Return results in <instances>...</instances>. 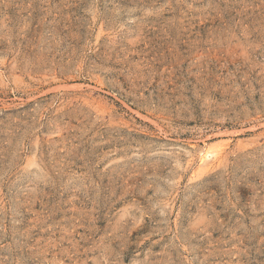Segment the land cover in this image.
<instances>
[{
  "label": "rangeland",
  "instance_id": "1",
  "mask_svg": "<svg viewBox=\"0 0 264 264\" xmlns=\"http://www.w3.org/2000/svg\"><path fill=\"white\" fill-rule=\"evenodd\" d=\"M0 264H264V0H0Z\"/></svg>",
  "mask_w": 264,
  "mask_h": 264
},
{
  "label": "bare ground",
  "instance_id": "2",
  "mask_svg": "<svg viewBox=\"0 0 264 264\" xmlns=\"http://www.w3.org/2000/svg\"><path fill=\"white\" fill-rule=\"evenodd\" d=\"M209 158H211V157H209Z\"/></svg>",
  "mask_w": 264,
  "mask_h": 264
}]
</instances>
